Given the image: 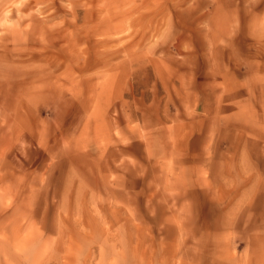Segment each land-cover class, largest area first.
Listing matches in <instances>:
<instances>
[{
	"label": "rangeland",
	"instance_id": "obj_1",
	"mask_svg": "<svg viewBox=\"0 0 264 264\" xmlns=\"http://www.w3.org/2000/svg\"><path fill=\"white\" fill-rule=\"evenodd\" d=\"M0 264H264V0H0Z\"/></svg>",
	"mask_w": 264,
	"mask_h": 264
},
{
	"label": "clouds",
	"instance_id": "obj_2",
	"mask_svg": "<svg viewBox=\"0 0 264 264\" xmlns=\"http://www.w3.org/2000/svg\"><path fill=\"white\" fill-rule=\"evenodd\" d=\"M17 7H19V5H17ZM8 15H10V13H5V16H8Z\"/></svg>",
	"mask_w": 264,
	"mask_h": 264
}]
</instances>
